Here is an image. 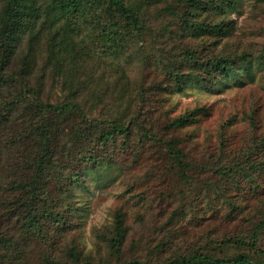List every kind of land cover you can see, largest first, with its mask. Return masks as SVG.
<instances>
[{
  "label": "trees",
  "instance_id": "obj_1",
  "mask_svg": "<svg viewBox=\"0 0 264 264\" xmlns=\"http://www.w3.org/2000/svg\"><path fill=\"white\" fill-rule=\"evenodd\" d=\"M240 1L0 0V264H264L259 110L202 141L169 105L250 69ZM107 171L133 202L88 251L74 188Z\"/></svg>",
  "mask_w": 264,
  "mask_h": 264
},
{
  "label": "rangeland",
  "instance_id": "obj_2",
  "mask_svg": "<svg viewBox=\"0 0 264 264\" xmlns=\"http://www.w3.org/2000/svg\"><path fill=\"white\" fill-rule=\"evenodd\" d=\"M230 17L234 20L238 41L254 50L255 59L249 65L250 69L240 71L238 77L220 81L215 87L203 86L169 95V105L174 114L206 110L192 127L202 141L206 137L215 139L217 133L223 130L238 138L244 136L251 111L259 110V116L264 119V2L241 0ZM126 193V182L112 171L100 175L91 172L84 185L74 188L78 211L73 221L81 224L74 234L78 235L79 242L88 251L94 249L95 229L111 222L117 208L128 207L133 202ZM260 198L264 199V189ZM251 202L255 203V200L252 198ZM251 254L264 255V234Z\"/></svg>",
  "mask_w": 264,
  "mask_h": 264
}]
</instances>
